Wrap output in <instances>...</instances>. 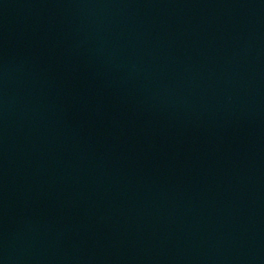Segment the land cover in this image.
<instances>
[{
	"label": "water",
	"instance_id": "obj_1",
	"mask_svg": "<svg viewBox=\"0 0 264 264\" xmlns=\"http://www.w3.org/2000/svg\"><path fill=\"white\" fill-rule=\"evenodd\" d=\"M0 264H264V0H0Z\"/></svg>",
	"mask_w": 264,
	"mask_h": 264
}]
</instances>
